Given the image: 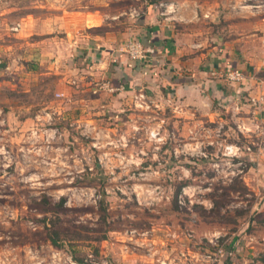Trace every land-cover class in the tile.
Listing matches in <instances>:
<instances>
[{
  "label": "rangeland",
  "instance_id": "374dc122",
  "mask_svg": "<svg viewBox=\"0 0 264 264\" xmlns=\"http://www.w3.org/2000/svg\"><path fill=\"white\" fill-rule=\"evenodd\" d=\"M151 3L0 0V264H264V100L114 82L83 46L115 32L131 58ZM78 11L98 23L66 35ZM194 24L259 46L264 0H203Z\"/></svg>",
  "mask_w": 264,
  "mask_h": 264
},
{
  "label": "crops",
  "instance_id": "0c3cea01",
  "mask_svg": "<svg viewBox=\"0 0 264 264\" xmlns=\"http://www.w3.org/2000/svg\"><path fill=\"white\" fill-rule=\"evenodd\" d=\"M150 1H152L151 6L145 21L139 25L141 31L137 37L144 49L153 51L146 52L144 57L124 59L121 50H125L124 48L120 50L116 46L119 36L115 32L94 35L90 39H86V35L83 37V46L86 45L89 49L103 47L98 66L104 74H108L109 70L114 82L120 77H125L131 85L143 80L149 85L171 84L177 90L181 89L182 85H186L187 89L195 88L201 92L210 91L212 94L218 92L217 96L221 92L224 98L232 99L237 104L241 102V106L248 104L239 102L236 99H239L238 96L264 100V51L261 44L256 45L254 37L258 34L256 27L249 32H237L234 37L224 41V45L217 42L210 48H205L202 47V43L195 40L198 27L194 24L199 18V6L203 0ZM222 1L226 5L229 3V0ZM158 5L162 6V10H157ZM165 5L167 9H164ZM171 7L173 10H170ZM68 13H83L84 17L78 15L75 17L77 21L71 25L65 20L66 35L70 33L75 35L76 32L79 33L80 28L97 24L99 20L95 19L97 15L92 12L90 14L95 17L94 23H87L86 12ZM229 13V11L225 12L227 19ZM160 14L162 16L158 18ZM209 14L213 15V13ZM237 14L240 16L239 13ZM128 34V31L121 33L122 36ZM263 36L264 34L259 37L260 42ZM86 40L90 44H86ZM111 61L114 62L113 70L109 67ZM228 68L241 70L245 79L241 83H230L221 78L220 70ZM238 92L241 94L238 95ZM207 96L209 97V94ZM250 99L247 98L249 103H252ZM261 106L264 109V104Z\"/></svg>",
  "mask_w": 264,
  "mask_h": 264
},
{
  "label": "built area",
  "instance_id": "2783aa9c",
  "mask_svg": "<svg viewBox=\"0 0 264 264\" xmlns=\"http://www.w3.org/2000/svg\"><path fill=\"white\" fill-rule=\"evenodd\" d=\"M261 47L263 48L264 51V36L261 38ZM126 51L133 59L144 57L146 52H153L152 49H144V47L141 45L140 41L137 38L135 40L133 39L129 43V49H127ZM219 76L230 83H241L245 79V76L241 70L230 69V68L220 70ZM250 100L252 103H256L260 101L261 98L258 99L251 98Z\"/></svg>",
  "mask_w": 264,
  "mask_h": 264
},
{
  "label": "trees",
  "instance_id": "16d2710c",
  "mask_svg": "<svg viewBox=\"0 0 264 264\" xmlns=\"http://www.w3.org/2000/svg\"><path fill=\"white\" fill-rule=\"evenodd\" d=\"M262 221L264 222V217L262 219ZM47 237L49 238L50 242L55 245V246H59V241H58V238L56 236V231H50L47 233ZM77 261H80L79 259H76Z\"/></svg>",
  "mask_w": 264,
  "mask_h": 264
}]
</instances>
